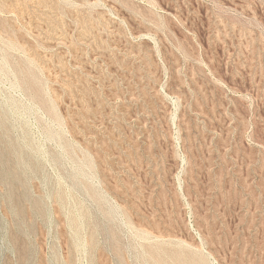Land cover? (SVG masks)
Segmentation results:
<instances>
[{
    "label": "rangeland",
    "instance_id": "rangeland-1",
    "mask_svg": "<svg viewBox=\"0 0 264 264\" xmlns=\"http://www.w3.org/2000/svg\"><path fill=\"white\" fill-rule=\"evenodd\" d=\"M0 264H264V0H0Z\"/></svg>",
    "mask_w": 264,
    "mask_h": 264
}]
</instances>
